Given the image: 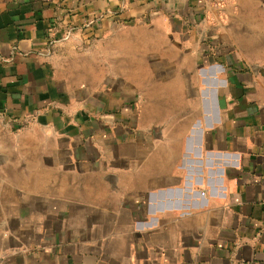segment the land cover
<instances>
[{
	"label": "crops",
	"instance_id": "crops-1",
	"mask_svg": "<svg viewBox=\"0 0 264 264\" xmlns=\"http://www.w3.org/2000/svg\"><path fill=\"white\" fill-rule=\"evenodd\" d=\"M0 0V264H264V0Z\"/></svg>",
	"mask_w": 264,
	"mask_h": 264
},
{
	"label": "built area",
	"instance_id": "built-area-1",
	"mask_svg": "<svg viewBox=\"0 0 264 264\" xmlns=\"http://www.w3.org/2000/svg\"><path fill=\"white\" fill-rule=\"evenodd\" d=\"M210 1L217 3L218 5H221V3H222V2H218V0H210Z\"/></svg>",
	"mask_w": 264,
	"mask_h": 264
}]
</instances>
